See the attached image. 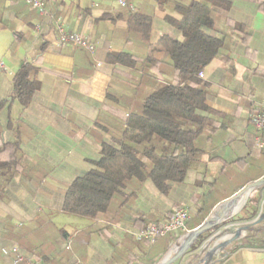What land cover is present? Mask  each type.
Masks as SVG:
<instances>
[{
    "label": "crops",
    "instance_id": "1",
    "mask_svg": "<svg viewBox=\"0 0 264 264\" xmlns=\"http://www.w3.org/2000/svg\"><path fill=\"white\" fill-rule=\"evenodd\" d=\"M124 1L40 0V13L24 0H0V264H157L177 239L148 245L138 231L183 207L189 233L264 178L251 122L264 101V0H219L205 32L225 36L226 49L202 72L214 114L183 182L168 183L165 194L150 180L131 182L125 203L113 199L94 219L62 210L68 187L100 158L102 144L114 146L124 117L159 84L176 83L169 55L155 47L162 36L183 41L166 19L180 18L175 6L200 0ZM133 14L151 19L147 42L128 30ZM60 30L92 52L59 44ZM119 54L134 66L108 60ZM26 63L36 73L22 108L13 79ZM223 222L172 264H264V247L245 244L264 231V187L238 200Z\"/></svg>",
    "mask_w": 264,
    "mask_h": 264
},
{
    "label": "trees",
    "instance_id": "2",
    "mask_svg": "<svg viewBox=\"0 0 264 264\" xmlns=\"http://www.w3.org/2000/svg\"><path fill=\"white\" fill-rule=\"evenodd\" d=\"M218 1L175 6L180 18L166 21L180 32L183 41L162 36L155 48L169 55L176 83L159 84L135 112L124 117V129L112 138L114 146L102 144L100 158L68 187L62 206L65 213L89 219L104 215L113 199L122 198L123 204L132 195L126 193L131 182L150 180L163 194L168 191V183L183 182L200 152L196 140L210 125L208 116L214 114L205 105L206 85L199 74L226 49L225 36L211 37L205 32L213 28L210 6L218 5ZM126 24L130 32H137L144 42L148 41L149 17L129 15ZM127 59L120 54L108 57L110 61L134 66L131 58L130 63L125 62ZM35 73L26 63L14 76V98L22 108L31 100ZM12 148L16 149V145ZM245 244L264 247V231L246 237ZM195 248L196 243L191 246Z\"/></svg>",
    "mask_w": 264,
    "mask_h": 264
},
{
    "label": "built area",
    "instance_id": "3",
    "mask_svg": "<svg viewBox=\"0 0 264 264\" xmlns=\"http://www.w3.org/2000/svg\"><path fill=\"white\" fill-rule=\"evenodd\" d=\"M26 4L31 5L38 12H43L40 0H24ZM125 1L119 0V4L124 6ZM57 41L61 45H77L85 48L88 52H92V46L83 38L75 34H66L62 30L59 32ZM0 68L2 65L0 63ZM199 78H203V74H199ZM252 125L257 132L256 145L259 150L264 151V101L259 107V111L251 119ZM189 220L188 210L183 207L175 208L166 221L161 224H148L142 230L138 231L135 238L139 242H145L148 245L155 244L159 239L167 236H184L188 234L186 224Z\"/></svg>",
    "mask_w": 264,
    "mask_h": 264
},
{
    "label": "water",
    "instance_id": "4",
    "mask_svg": "<svg viewBox=\"0 0 264 264\" xmlns=\"http://www.w3.org/2000/svg\"><path fill=\"white\" fill-rule=\"evenodd\" d=\"M264 187V178L246 186L239 193L233 196L227 202L221 204L217 210H215L210 217H208L200 226L192 230L188 234L180 237V240L171 248L163 258L157 264H172L175 260L180 258L198 239L199 236L208 232L209 230L217 227L227 217L230 209L236 204L242 197H248L249 194L256 189ZM261 220H257L254 224L260 223ZM240 234H237L239 237Z\"/></svg>",
    "mask_w": 264,
    "mask_h": 264
},
{
    "label": "rangeland",
    "instance_id": "5",
    "mask_svg": "<svg viewBox=\"0 0 264 264\" xmlns=\"http://www.w3.org/2000/svg\"><path fill=\"white\" fill-rule=\"evenodd\" d=\"M233 218H234V217H232L231 219L233 220ZM228 220H229V219H228ZM223 224H224V222H223V223H221V224H219L218 226H222ZM181 237H182V236H181ZM204 237H206V235L202 234L201 236H199V237H198V239H197V240H198V241H200V240H202ZM179 240H180V238H178V239L175 241V243H174V244H177V242H178ZM190 248H191V247H190ZM190 248H189L187 251H189V250H190ZM187 251H186V252H187Z\"/></svg>",
    "mask_w": 264,
    "mask_h": 264
},
{
    "label": "bare ground",
    "instance_id": "6",
    "mask_svg": "<svg viewBox=\"0 0 264 264\" xmlns=\"http://www.w3.org/2000/svg\"><path fill=\"white\" fill-rule=\"evenodd\" d=\"M245 198V196L244 197H242L240 200H242V199H244Z\"/></svg>",
    "mask_w": 264,
    "mask_h": 264
}]
</instances>
